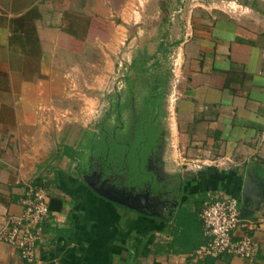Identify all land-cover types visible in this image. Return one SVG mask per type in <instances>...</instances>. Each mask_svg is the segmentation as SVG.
I'll list each match as a JSON object with an SVG mask.
<instances>
[{"label":"crops","instance_id":"obj_1","mask_svg":"<svg viewBox=\"0 0 264 264\" xmlns=\"http://www.w3.org/2000/svg\"><path fill=\"white\" fill-rule=\"evenodd\" d=\"M147 1L0 0V231L39 181L50 216L33 264H264L263 6L193 10L178 35L176 100L153 159L176 188L171 204L138 213L99 195L79 168L74 153L94 123L99 131L106 92L124 88L123 51ZM215 197L237 198L242 219L259 225L253 261L195 256L206 242L200 211ZM181 213L195 216L199 248L176 242ZM0 264L28 263L0 241Z\"/></svg>","mask_w":264,"mask_h":264},{"label":"rangeland","instance_id":"obj_2","mask_svg":"<svg viewBox=\"0 0 264 264\" xmlns=\"http://www.w3.org/2000/svg\"><path fill=\"white\" fill-rule=\"evenodd\" d=\"M264 7V0H150L147 1V17L143 18L137 33L131 35L132 39L126 43L123 51L121 67L124 88L119 92L107 93L104 97V110L98 121L101 126L103 117L112 116V104L121 103L129 95L128 87H132L140 101L146 97H152L156 90V98L160 100L162 120L166 117L169 100L173 93H177L180 80L179 68L172 65L171 57L179 54V38L184 30L186 18L189 13L196 9H218L233 14H242L248 8L254 10ZM180 33V34H179ZM135 36V37H134ZM176 53V54H175ZM181 58V56H180ZM181 62V59H180ZM178 75V77H176ZM130 84V86H129ZM114 111V110H113ZM169 113V112H168ZM97 121V119H96ZM97 123L88 130V135L96 133ZM125 139V138H124ZM84 148V146H83ZM92 166L96 173L100 171L98 158H93ZM133 168V165H130ZM102 177V176H101ZM145 175L143 176V178ZM107 182V181H105ZM126 182V181H125ZM123 183V181H122ZM90 184L96 190L104 188L99 184ZM123 187H127L124 183ZM129 189V187H127ZM123 190V189H122ZM104 191H107L106 188ZM108 192V191H107ZM127 191L125 192V194ZM125 198H128L127 195Z\"/></svg>","mask_w":264,"mask_h":264},{"label":"built area","instance_id":"obj_3","mask_svg":"<svg viewBox=\"0 0 264 264\" xmlns=\"http://www.w3.org/2000/svg\"><path fill=\"white\" fill-rule=\"evenodd\" d=\"M180 59L179 54L171 57L173 67H178L179 72L182 69ZM175 100L176 93H173L169 107H173ZM20 205L22 214L7 219L0 231V241L17 248L23 261L33 264L37 259L41 227L50 216V192L46 187L34 183L27 188ZM199 217L206 242L196 250L197 258H218L224 254L248 261L256 258L260 245L254 232L259 230V225L242 219L237 198H211L204 204Z\"/></svg>","mask_w":264,"mask_h":264},{"label":"trees","instance_id":"obj_4","mask_svg":"<svg viewBox=\"0 0 264 264\" xmlns=\"http://www.w3.org/2000/svg\"><path fill=\"white\" fill-rule=\"evenodd\" d=\"M128 93L126 99L118 106L113 103L112 116L115 114L114 118L107 120L102 125L106 132H103L100 125L98 133L92 134L91 137L87 136V144L82 152L77 151L74 155L80 159L79 168L87 172H91L93 169L94 157L103 160L106 164L114 163L121 167L126 166L128 167L127 179L132 182V185H135L148 176L145 169L146 154L150 149V144L154 146L155 139L159 140L163 114L159 104L160 100L154 97L158 91L155 90L152 93L153 96L146 97L143 99L144 101L138 99L132 87H128ZM130 165H133V168ZM35 184L44 186L39 181ZM53 202L57 201L53 200ZM58 204L61 203L58 202ZM181 215L182 213L178 216L177 221L176 242L186 248L190 246H194L191 247L193 249L199 248L204 242L197 243L194 237L195 216L186 217L183 222Z\"/></svg>","mask_w":264,"mask_h":264},{"label":"flooded vegetation","instance_id":"obj_5","mask_svg":"<svg viewBox=\"0 0 264 264\" xmlns=\"http://www.w3.org/2000/svg\"><path fill=\"white\" fill-rule=\"evenodd\" d=\"M117 102V106H118ZM114 110V105L112 104V113ZM111 115L103 117V124L107 120H111ZM103 132L105 131L104 126H101ZM160 137L159 140L155 139V145L150 144V149L146 154L145 159V169L148 172V176L145 180H140L135 185H132L131 181L127 179L128 167L121 165H114V163H105L103 160L98 159L100 165V171L98 173L94 168L91 170L89 175H94L91 177V182L93 184H99L108 191L117 196H119L126 205H129L138 213L141 214H159L162 206L165 204H171L175 199V190L176 188H170V184H164L161 182V177L158 174L154 161L158 148L160 147ZM154 147V148H153ZM102 176V177H101ZM107 181V182H105ZM127 187H123V183ZM126 181V182H125ZM103 189V190H104ZM123 189V190H122ZM127 193L125 194V192ZM127 195L128 198H125Z\"/></svg>","mask_w":264,"mask_h":264},{"label":"water","instance_id":"obj_6","mask_svg":"<svg viewBox=\"0 0 264 264\" xmlns=\"http://www.w3.org/2000/svg\"><path fill=\"white\" fill-rule=\"evenodd\" d=\"M90 185V187L95 190L99 195H101L102 197H104L105 199L111 201V202H115V203H118V204H121V205H124V206H127L129 208H132L135 210V208L129 206V205H126V203L117 195L111 193V192H107V191H104V190H96L90 183H88ZM248 187V182L246 183V189ZM246 189H245V196L248 194H246ZM250 198V196H248Z\"/></svg>","mask_w":264,"mask_h":264}]
</instances>
